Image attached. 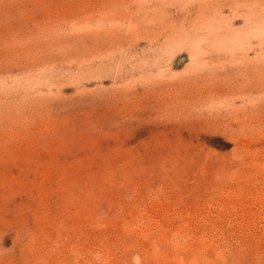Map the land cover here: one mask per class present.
I'll return each mask as SVG.
<instances>
[{
    "label": "rangeland",
    "instance_id": "obj_1",
    "mask_svg": "<svg viewBox=\"0 0 264 264\" xmlns=\"http://www.w3.org/2000/svg\"><path fill=\"white\" fill-rule=\"evenodd\" d=\"M0 264H264V0H0Z\"/></svg>",
    "mask_w": 264,
    "mask_h": 264
}]
</instances>
